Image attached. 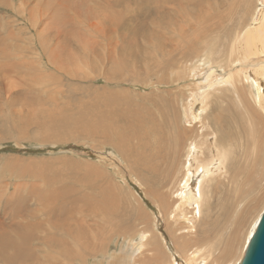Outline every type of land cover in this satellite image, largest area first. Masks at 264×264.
Segmentation results:
<instances>
[{
	"label": "bare ground",
	"instance_id": "obj_1",
	"mask_svg": "<svg viewBox=\"0 0 264 264\" xmlns=\"http://www.w3.org/2000/svg\"><path fill=\"white\" fill-rule=\"evenodd\" d=\"M83 1L88 12L63 19L61 33L49 39L45 34L38 37L40 53L47 57L49 66L65 72L59 64L61 54L75 48L73 42L68 43L70 37L82 36L96 43L94 37L100 36L112 39L107 42L113 44L109 52L118 48L121 55L134 57L135 48L139 46L144 47L142 54L153 47L163 55L160 64L166 68L160 67L171 71L169 81L161 78L158 83L180 87L184 79L190 80L183 87L186 97L173 94L153 100L152 108L156 111L150 112L149 118L157 131L152 133L172 136L170 144L134 142L142 125L137 117L133 118L130 129L126 128L128 135L120 137L121 141L116 143L119 150L125 151L124 157L128 154L130 164L144 173L143 177L154 179L143 192L158 207L163 230L156 223L143 219L132 227L112 222L113 226L110 225L105 235L102 223L105 219L101 221L95 213L91 220L98 226V241H94V236L89 241L90 233H83L80 225L83 216L93 214V205H85V199L75 191L62 185V188H51V192L33 196L30 203L29 195L16 194L15 197L10 193L2 198L7 182L0 189V264H13L16 260L21 264L27 261L32 264H88L87 259L96 260L99 251L105 252L103 258L108 255L106 264H239L264 206L250 222L240 254L234 259H228V255L235 248L233 242L241 219L234 220L225 247L220 248L215 243L214 233L218 221L212 218L209 210L212 199L225 188L228 189L229 210L234 209L235 215H240L243 205L234 204L232 195L241 191L245 183L264 175L260 157L264 151V0ZM206 1L210 2L212 10L218 11V23L205 26L177 48L181 37L193 25L195 10ZM0 3L12 6L11 0H0ZM25 11L27 15L31 13ZM78 46L75 49H79ZM36 48L27 46L26 51ZM108 58L111 59L110 54ZM29 63L31 61L23 62L24 66L19 63L7 66L8 62H0V73H3L0 75L6 81L12 78L11 82H4L5 88H12L5 90L9 93L6 97H56L55 89L51 88L55 82L50 79L41 80L33 75L28 79L31 85L20 84V80H24L21 75L25 76L21 69L29 70L33 66H27ZM115 70H118L116 66ZM5 88L0 80V91ZM111 124L101 122V133L94 134V139L117 134ZM106 137L100 139L102 143H107ZM109 143L115 144L113 139ZM192 175L194 182L190 180ZM147 178L145 184L149 183ZM254 192H257L255 186ZM203 225L209 226V230L201 229ZM74 226H79V230L73 235L70 230ZM225 226L224 223L222 228ZM119 240L123 241L121 249H113L106 255L109 245Z\"/></svg>",
	"mask_w": 264,
	"mask_h": 264
},
{
	"label": "rangeland",
	"instance_id": "obj_2",
	"mask_svg": "<svg viewBox=\"0 0 264 264\" xmlns=\"http://www.w3.org/2000/svg\"><path fill=\"white\" fill-rule=\"evenodd\" d=\"M11 2V7L0 3V62L5 64L8 62L7 66L9 63L24 66L23 62L31 61L32 64L27 65H33L29 69L31 71L21 69L25 76L21 75L24 80L21 79L20 84L31 85L32 81L28 79L33 75L41 80L50 79L55 82L51 88L55 89L56 97H6L9 94L6 92L12 88H5L4 82H11L12 78L6 81L0 75L2 88H5L4 91H0V189L7 182L9 184L5 187V193L2 195L4 197H1L5 198L10 193L15 197L16 194L29 195L31 203L33 196L35 198L39 193L51 192V188L63 186L70 188L71 192L75 191L77 196L85 199V205H93V214L83 216L80 225L83 233H90L89 241L92 236L95 242L98 241V226L91 220L95 215L99 216L101 221L106 220L102 221L105 225L103 230L105 235L109 232V227L113 226L112 222H119L122 227H132V224L134 226L143 219L156 223L160 230H163L158 207L152 198L143 192L154 179L143 177L144 173L130 164L128 154L124 157L125 151L122 148L119 150L116 143L121 141L120 137L128 135L133 118L137 117L138 121H142V125L134 142L170 144L172 136L164 137L152 133L154 130L157 131L149 118L150 112L156 111L152 108L153 100L156 97H171L173 94L177 97H186L187 92L183 87L190 83V80L184 79V84L180 87L158 83L161 78L169 81L171 71L168 66L166 70L161 69L166 68L160 64L163 55L156 52L153 47L146 49L142 54L144 47L139 46L134 47L135 58L124 53L121 55L118 48L115 49L116 53L114 50L109 52L113 44L107 42H111L112 39L100 36L94 37L96 43H92L93 39L86 40L82 36H72L68 39V43L73 42L75 48L80 45L79 49L74 48L67 51V54L63 53L64 57L61 54L59 66L65 71L64 74L47 64V57L40 53L41 42L38 37L45 34L49 39L51 35L61 33L60 23L63 19L88 12L85 2L83 0H59L56 3L53 0ZM25 10L31 13L27 15ZM217 23L218 11L212 10L210 2L206 1L195 10L193 25L181 37V44L177 48L185 45V41L192 38L194 33H200L205 26ZM102 41H106V44ZM27 46L37 48L26 51ZM115 66L118 70H115ZM38 67L41 68L40 71ZM116 98L121 101H117ZM109 103L113 106L110 107ZM153 114L156 116L155 112ZM101 122L108 124L112 122L113 131L117 132L113 136L105 135L106 144L102 143L105 137H100L102 140L93 137L94 134L101 133L103 128L100 127ZM159 122L171 131L164 122L160 120ZM127 127L129 129H126ZM112 139L115 144L109 143ZM260 157L264 170V151ZM193 177L194 175L190 177L191 181ZM146 178L149 179L148 184H145ZM252 183L257 192L253 193ZM226 195L228 189L224 188L220 195L212 199L213 204L209 211L212 218H217L218 221L217 231L214 233L217 237L215 243L220 248L225 247L226 237L232 229L234 220L241 219L237 238L233 242L235 248L231 255H228V259H234L240 254L250 222L264 206V175L261 179L245 183L241 191L238 190L232 195L231 201L234 200V204L243 205L240 215H235L234 209L229 210L231 206L226 201ZM80 209L83 210L84 206H80ZM140 209L142 212L137 213ZM224 211H227V214H222ZM223 222L227 226L222 228ZM208 227L203 225L201 229L209 230ZM78 230L79 226H74L70 232L74 235ZM122 243V240L117 244L111 243L106 255L111 254L113 249H121ZM104 247L106 248V245ZM169 248L173 251L171 244ZM84 251L82 249L83 255ZM104 253L99 251L96 260L90 257L86 262L106 264L105 257L108 255L103 258ZM14 262L16 263L13 264H21L17 260ZM178 262L181 263V259ZM27 264L32 263L27 261Z\"/></svg>",
	"mask_w": 264,
	"mask_h": 264
},
{
	"label": "water",
	"instance_id": "obj_3",
	"mask_svg": "<svg viewBox=\"0 0 264 264\" xmlns=\"http://www.w3.org/2000/svg\"><path fill=\"white\" fill-rule=\"evenodd\" d=\"M244 249V254L239 264H264V210Z\"/></svg>",
	"mask_w": 264,
	"mask_h": 264
}]
</instances>
